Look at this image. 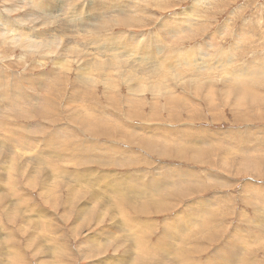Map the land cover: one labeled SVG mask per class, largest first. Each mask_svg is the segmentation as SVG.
<instances>
[{
    "label": "rangeland",
    "instance_id": "rangeland-1",
    "mask_svg": "<svg viewBox=\"0 0 264 264\" xmlns=\"http://www.w3.org/2000/svg\"><path fill=\"white\" fill-rule=\"evenodd\" d=\"M34 1L0 0V33L3 34H0V123L3 121L2 125L4 126H0V146L1 148H4L5 145L9 147L6 146V153L4 154L0 151L2 154H0V190L2 193L0 198L2 196L7 198L6 202L0 200V264H46V262L47 264H131L137 260L139 262L136 264H185V258L191 264H264V243L261 245L264 242V0H146L141 4L140 13L138 12L140 19L136 20L130 28L124 25L122 28V25L116 23L114 27H106L108 31L106 28L96 31L103 19L107 18L100 3L102 1L107 2L112 12L120 14L127 9L130 0H36L47 4L46 8L35 7L32 5ZM136 2L134 0L131 3L130 9ZM48 6L50 7L48 8ZM22 12L25 15L20 18L23 15ZM117 16L118 14L115 17ZM41 19H48L49 24L44 22L45 26L44 24L38 27L32 26L36 24H31L32 21L36 22L35 20H37L39 22ZM9 25L33 36H35L34 34L50 32L49 34L56 37V49L66 46L65 52L68 50L74 52H67L64 56H58L53 53L50 44L45 47L43 51L45 56L43 57L37 50H23L22 47L15 45L16 43L10 40V37L7 40L4 39V36H8L10 33L11 38L14 37V31H10ZM5 27L8 29L5 30ZM153 37L155 38L153 39ZM40 41L42 42V40ZM128 41H130L129 45H127ZM136 41L141 44L139 45ZM104 43L118 45V48L114 47L115 49H113L116 54L111 56L108 50L100 52L98 46ZM158 45L164 47L165 50V55L160 54L159 57H172L170 63L173 65L168 64L167 67L169 68L164 65L160 66L161 68L159 66V68H145L144 65H150L151 59L143 63L144 60L141 55L145 56L144 49L154 47L153 55H150L153 57L158 53ZM139 47H142L140 52ZM200 51L207 55L203 56ZM183 53H191V57L194 55L191 60L188 58L190 62L185 66L186 63L182 60ZM60 57H66V61L69 62L67 69H64V66L60 70L57 69L56 62L60 60ZM117 57L120 60H115ZM121 59L126 60L122 61ZM193 60L194 62H192ZM96 62L100 65L119 63L117 66L120 68L106 71L107 74H112L114 82L112 87L111 85L107 86L110 87L109 89L105 84V87L103 86V77L107 76L105 71L96 70L95 72L92 68L93 64L90 71L86 69L88 64ZM175 66L179 69H175L177 68ZM252 68H255L252 73H242V70ZM258 68L259 70H257ZM238 71L241 72L240 76H236ZM134 72L137 74L143 72L140 81L142 80L145 85H148L138 86V88L136 86L128 87L131 83L127 80ZM145 74L144 78L143 75ZM85 75V80L89 77H91V81L94 78L97 79L96 84L90 85L89 82L91 81H81L80 76ZM161 76H163L161 79L152 81L153 78ZM255 76L258 78L261 76L262 80ZM53 77L57 79V83ZM193 77H197V80L195 81L196 78ZM40 78L43 79L40 80ZM37 81L42 82L41 85ZM42 85L45 86L44 90H47V93L43 90ZM230 85L243 87L242 90L245 93L241 96L243 98L237 100L234 89L228 88ZM36 87L37 89H35ZM58 89L60 92L57 91ZM127 89L128 91L135 89L134 91L138 93L128 92ZM252 92L255 93L254 96ZM21 94L26 98L24 99ZM30 94L32 98L29 96ZM18 96L21 98L19 99ZM67 97L69 98L67 99ZM24 100H27L28 104ZM236 101L240 104L237 105ZM37 103L39 104L37 105ZM31 105L33 109L44 108L46 113L43 115L47 121L35 114H30L29 118L32 120L20 118L21 111L29 110ZM80 108L85 110H80ZM17 110L18 112H16ZM75 113L79 115L77 116ZM90 115L94 118L97 116L101 124L88 120L87 116ZM74 116L77 117L73 119ZM115 121L118 123L115 124ZM65 126H69L68 131L64 129ZM82 129H86V131H81ZM4 131L6 133H2ZM20 136H25L23 139H34L35 143L30 148H27L26 145H16L13 140ZM147 138L152 139L153 146L141 143ZM46 139L52 142L49 141L48 146L45 144ZM71 142L74 147L75 145L79 147L72 148ZM42 146L43 148H41ZM84 146L89 151L87 154L90 155L88 156L92 159L89 163H82L83 158L78 154V152L80 153L78 150L81 148L84 152ZM59 147H65L66 152L71 148L69 150L71 152H67L70 157H65L67 160L61 159V156L59 158V155L56 156ZM53 149L55 152L52 151ZM198 149H203V151L199 153ZM113 152L116 156H113ZM177 152L182 154L179 156ZM36 154L37 157H35ZM49 154L50 161L46 159ZM75 155L78 159L81 157L79 159L81 164ZM99 155H101L102 161L103 158L107 161L106 164L105 162L98 164L99 161H96L95 158ZM120 156L132 158L129 161L121 160L123 164L119 166L117 162L121 159ZM68 158L70 160L75 158V161H70ZM35 159H41L43 163ZM60 160L61 162L65 161L63 163L65 165L67 163L65 168L68 171V168L72 169L75 166L73 169L75 168L76 171L72 170L75 173L84 174L83 179L89 184L83 182L82 187H77L81 184L76 183L78 180L70 177V172H67V175L61 174L60 171L65 172L61 168L64 165ZM74 162L77 163L74 164ZM108 163H110V167L107 165ZM57 170L59 171L57 172ZM8 171L12 176L10 178L4 176ZM54 173L56 175L59 173L58 177ZM128 176L136 177L137 181L134 178L127 180L130 178ZM52 177H56L55 180ZM113 177L116 179L114 180ZM139 177L140 180H138ZM123 180L127 181L124 188H128L126 187L128 184L136 187L134 194L128 190H122L121 194L114 190L113 183L123 182ZM42 183H45L44 186L47 190L49 189L47 194L51 192L50 196L42 191ZM74 184L76 185L75 188H82L83 193L87 191L89 196L82 195L80 190L76 196L70 194L66 185L75 186ZM146 184H148L146 191L150 194H136L137 189L143 191V185ZM63 185L65 186L63 187ZM96 185L104 194L95 189ZM158 188H160L163 197H158L156 194L152 195L158 191ZM13 189L16 191L11 194ZM115 191L116 194L114 193V195L113 192ZM171 191L174 195L168 194ZM94 192L97 194H93ZM57 194L60 195L57 196ZM108 194L114 200L116 199V202H119L120 196L123 197V200L120 201L122 204L118 203L122 209L121 214L117 207L116 209L113 206L108 208L110 204ZM17 195L27 199H22L20 204L11 207L9 204L12 200L18 203L19 197ZM91 196L94 197L91 198ZM95 196L97 199H102L105 196V201L103 200L101 203L97 201V205L94 204L95 209L94 207L91 208L94 209L91 213L92 210H88L90 208L89 202L93 200L95 202L93 199ZM76 198L79 199L76 200ZM113 199H111L112 203ZM153 199L158 203L161 202L159 206L166 205L162 203L165 199L172 201V203H168L165 209H158L151 206L155 202ZM52 200L56 201L53 202ZM208 202H210V206L207 204ZM29 204L33 205L30 206ZM26 206H29V213ZM106 206L107 211L105 210ZM147 206L151 207L147 209ZM211 206H213L212 213H209L208 216L200 210L199 212L202 214L195 211V209H207ZM63 207L66 208L63 209ZM136 208H142L148 213L143 214ZM32 210L34 217L30 214ZM83 210L87 211V215L91 214L88 215L91 219H88L85 212L82 213L84 215L81 218L80 213ZM100 210L101 212H99ZM9 211L16 213L17 216L14 215L13 218H9ZM110 212L112 215L109 214ZM116 212L119 214L117 215ZM85 216L87 217L85 218ZM191 220L200 222V226ZM173 224L175 225L174 228L172 227ZM183 228L187 230V233H182ZM44 230H49L51 233L49 234L48 231L45 232ZM129 232L142 236L140 239L143 240L138 244L146 253L141 256L143 260L136 255L133 248H130L129 253L126 254L129 261H122L123 256L125 257V251L129 249V246H132L134 240H137L129 237ZM52 238L54 241H51ZM109 238L111 239L109 240ZM167 238L171 240H167ZM174 238L176 242L175 240L172 241ZM184 240L185 242H183ZM91 241L97 245H92ZM107 241H109L108 244ZM55 244H57L56 248ZM235 246L237 247L234 251L232 250V254L236 251L239 258L226 257L225 254L229 253L227 250ZM164 247L167 250H164ZM168 247L170 248L168 249ZM174 247L183 250L182 254L184 253L185 257L181 254L182 259L177 260L171 251ZM162 248H164V252ZM176 248L174 251L177 250ZM52 253L53 256H51ZM152 254L155 256L151 257Z\"/></svg>",
    "mask_w": 264,
    "mask_h": 264
},
{
    "label": "bare ground",
    "instance_id": "bare-ground-1",
    "mask_svg": "<svg viewBox=\"0 0 264 264\" xmlns=\"http://www.w3.org/2000/svg\"><path fill=\"white\" fill-rule=\"evenodd\" d=\"M11 1H13V0H11ZM32 1V0H31ZM125 1H128V0H125ZM134 0H130L129 2H128V7H127V9L125 10V11H123V13H115V12H112V9L110 8V7H108V3L107 2H104V1H102L101 3H100V6H102V9H104L105 10V12H106V14L105 15H107V18L106 19H103V21H102V23L97 27V30L96 31H98L99 29H104V28H106V27H114V25L116 24V23H118V25H122V28H123V25L124 26H129V27H127V28H130L131 26H132V24L136 21V20H139L140 19V17H139V15H138V12L140 13V9H141V4H143V2L145 1L146 2V0H136L137 2L135 3V5L133 6V8L132 9H130L131 8V3L133 2ZM138 1H139V4H138ZM53 2V1H52ZM4 3V2H3ZM50 3V2H49ZM55 3V2H54ZM122 3H125V2H122ZM10 4V3H9ZM32 5H34L35 7H38V8H46V5L47 4H43V3H40V2H38V1H34V4H32ZM118 6H120V5H118ZM20 7V6H19ZM50 6H48V8H49ZM97 7V6H96ZM99 8H101V7H99ZM15 9V8H14ZM20 9V8H19ZM12 10V9H11ZM23 10V9H22ZM95 10V9H94ZM104 10H102V11H104ZM25 11V10H24ZM28 11V10H27ZM26 11V12H27ZM31 11V10H30ZM100 12H101V9L99 10ZM119 11H120V9H119ZM129 11H131V12H133V13H131V12H129ZM12 13V12H11ZM23 13V15H21V17L20 18H23L22 16H24L25 14H24V12H22ZM92 13V12H91ZM62 14V13H61ZM118 14V16L117 17H115L116 15ZM131 14V15H130ZM31 15V14H30ZM40 15V14H39ZM87 15V14H86ZM120 15V16H119ZM184 15V14H183ZM1 16V15H0ZM32 16V15H31ZM175 16H177V15H175ZM28 17V16H27ZM41 17V16H40ZM120 17V18H119ZM29 18V17H28ZM31 18V17H30ZM43 18V17H42ZM46 18V17H45ZM48 18V17H47ZM113 18H115V20H113ZM118 18V19H117ZM2 19V18H1ZM36 19V18H35ZM49 19V18H48ZM47 19V20H48ZM56 19V18H55ZM191 19V18H190ZM32 20H34L33 18H32ZM31 20V21H32ZM46 20V19H45ZM43 20V19H41L39 22H37V20H35L36 22H34V21H32V23L31 24H34V23H36L35 25H32L33 27H38V26H41V25H43L44 24V26L46 25V24H49V22L46 20ZM169 20H171V19H169ZM175 20V19H174ZM183 20V19H182ZM185 20V19H184ZM29 21H30V19H29ZM50 21V20H49ZM165 21V20H164ZM177 21H178V19H177ZM11 22V21H10ZM14 22V21H13ZM44 22H47L46 24L44 23ZM84 22V21H83ZM166 22V21H165ZM188 22V21H187ZM178 23V22H177ZM4 24V23H3ZM9 24V23H8ZM7 24V25H8ZM11 24V23H10ZM16 25H17V23H15ZM51 24V23H50ZM162 24V23H161ZM174 24V23H173ZM181 24V23H180ZM190 24V23H189ZM192 24V23H191ZM88 25V24H87ZM14 26V25H13ZM19 26V25H18ZM48 26V25H47ZM167 26V25H166ZM182 26H183V24H182ZM9 28H10V31H14L13 33H14V37H12L11 38V36H10V34H8V36L7 35H5L4 36V39L5 40H7V38L8 37H10V40H12L14 43H16L15 45H18V46H20V47H22L23 48V50H26V51H31V50H37V52H39L40 53V56H45V54L43 53V51H44V49H45V47L48 45V44H50V46L52 47V49H53V53H56L58 56H64V55H66V53L67 52H74V51H70V50H68L67 52H65V48H66V46H63V47H60V48H58V49H56V37L55 36H53V35H51V34H49V33H41V34H34L35 36H33V35H29V34H27L25 31H23V30H21V29H17V27L16 28H13L12 26H8ZM8 27H5V30L6 29H8ZM160 27V26H159ZM162 27V26H161ZM160 27V28H161ZM116 28V27H115ZM120 28H121V26H120ZM134 28V27H133ZM132 28V29H133ZM164 28V27H163ZM25 29V28H24ZM38 29V28H37ZM112 29H114V28H112ZM171 29V28H170ZM27 30V29H26ZM28 30H30V29H28ZM35 30V29H34ZM74 30V29H73ZM106 30H107V28H106ZM134 30H135V28H134ZM104 31V30H103ZM108 31V30H107ZM110 31V30H109ZM163 31V30H162ZM167 31V30H166ZM32 32V31H31ZM47 32V31H46ZM91 32V31H90ZM101 32V31H100ZM168 32V31H167ZM172 32V31H171ZM170 32V33H171ZM175 32V31H174ZM12 33V34H13ZM86 33V32H85ZM89 33V32H88ZM1 34V33H0ZM1 35H3V34H1ZM59 35V34H58ZM173 35H175V34H173ZM75 36V35H74ZM80 36V35H79ZM81 36H82V34H81ZM1 37H3V36H1ZM51 37V38H50ZM53 37V38H52ZM122 37V36H121ZM155 37H153V39H154ZM2 39V38H1ZM142 39H143V37H142ZM162 39V38H161ZM40 40H42V42L40 41ZM80 40V39H79ZM97 40V39H96ZM156 40V39H155ZM74 41V40H73ZM98 42H99V40H97ZM130 41H131V39H130ZM130 41H128L127 42V45H129V43H130ZM250 41V40H249ZM3 42H5V41H3ZM12 42V43H13ZM141 42V41H140ZM151 42V41H150ZM153 42H155V41H153ZM152 42V43H153ZM159 42V41H158ZM164 42V41H163ZM162 42V43H163ZM68 43V42H67ZM72 43V42H71ZM78 43V42H77ZM91 43H92V40H91ZM100 43V42H99ZM136 43H138L137 41H136ZM144 43V42H143ZM160 43V42H159ZM9 44V43H8ZM69 44H70V42H69ZM79 44V43H78ZM121 44V43H120ZM125 44H126V42H125ZM139 44V43H138ZM141 44V43H140ZM139 44V45H140ZM213 44V43H212ZM81 45V44H80ZM79 45V46H80ZM90 45V44H89ZM123 45V44H122ZM135 45H137V44H135ZM138 45V46H139ZM211 45V44H210ZM165 46V45H164ZM213 46V45H212ZM263 46V45H262ZM72 47H73V45H72ZM118 48V45H116V44H113V43H104V44H102V45H99L98 46V49L100 50V52H102V50H108L109 52H110V54H111V56L112 55H114V54H116V52L115 51H113V49H115V48ZM134 47V46H133ZM150 47V46H149ZM159 47V48H158ZM158 53H157V55H155V56H153V57H150V55H153L152 53L154 52V47H150L149 49L148 48H145L144 49V54H145V56L144 55H141V58L144 60L143 61V63L145 62H147L149 59H151V62H150V65L148 64V65H144L145 66V68L147 67V68H149V67H154V68H159L160 66H165V67H167V65L169 64L170 66L171 65H173V64H171L170 63V58H172V57H170V58H160L159 56H160V54H163V55H165V50H164V47H162L161 45H158ZM208 48V46H205V48ZM210 47V46H209ZM91 48V47H90ZM95 48V47H94ZM136 48V47H135ZM68 49H70V48H68ZM80 49V48H79ZM138 49V48H137ZM204 49V48H203ZM202 49V50H203ZM82 50V49H81ZM81 50H79V51H81ZM90 50V49H89ZM96 50V49H95ZM127 50H128V48H127ZM139 52L142 50V47H139ZM195 50H197V49H195ZM33 51L31 52V54L33 53ZM129 51V50H128ZM128 51H126V52H128ZM204 51V50H203ZM264 51V50H263ZM99 52V51H98ZM193 52H195V51H193ZM192 52V53H193ZM21 53V52H20ZM30 53V52H29ZM199 53V52H198ZM200 53L201 54H203V56L204 55H207L206 53H204V52H201L200 51ZM223 53V52H222ZM109 54V53H108ZM124 54H125V51H124ZM179 54V53H178ZM37 55V54H36ZM149 55V56H148ZM78 56V55H77ZM182 56H183V62L184 63H186V64H184V66L185 65H187V63H189L190 62V60H191V58L194 56H192L191 57V53H183L182 54ZM20 57V56H19ZM159 57V58H158ZM196 57H198L197 55H196ZM202 57V56H201ZM235 57V56H234ZM66 58V57H65ZM65 58H63V57H60V60L59 61H57L56 63H57V66L56 67H58L57 69L58 70H60V68L62 67V66H64V69H67V67L69 66V62L68 61H66V59ZM188 58H190V60H188ZM195 58V57H194ZM28 59V58H27ZM118 59L120 60V58L119 57H117L115 60H117L118 61ZM124 59V58H123ZM181 59V58H180ZM199 59H200V57H199ZM26 60V59H25ZM122 60V59H121ZM126 60V59H125ZM125 60H122V61H125ZM139 60V59H138ZM182 60H180V61H182ZM141 61V60H140ZM197 61H199V60H197ZM164 62H168V63H164ZM192 62H194V60L192 61ZM20 63V62H19ZM138 63V62H137ZM140 63V62H139ZM93 64V65H92ZM119 63L117 62V63H109V64H107V65H100L98 62H96V63H90V64H88V66H87V68L86 69H88L89 71H90V67H91V65H92V68L95 70V72H96V70H98V71H105V74H107L106 73V71L107 70H111V69H116V68H120L119 66H117ZM127 64V63H126ZM131 64V63H130ZM176 64V63H175ZM227 65V64H226ZM142 66V65H141ZM159 66V67H158ZM179 66V65H178ZM204 66V65H203ZM254 66V65H253ZM6 67V66H5ZM143 67V66H142ZM175 67H177V66H175ZM181 67V66H180ZM205 67V66H204ZM227 67V66H226ZM250 67V66H249ZM1 68V67H0ZM132 68V67H131ZM153 68V69H154ZM161 68V67H160ZM164 68V67H163ZM167 68H169V67H167ZM171 68V67H170ZM185 68V67H184ZM201 68V67H200ZM203 68V67H202ZM201 68V69H202ZM152 69V70H153ZM165 69V68H164ZM175 69H179L178 67L177 68H175ZM244 69V68H243ZM247 69V68H246ZM255 68H252V69H248V70H242V73L243 74H248V73H252L253 71H255L254 70ZM1 70V69H0ZM63 70V69H62ZM138 70V69H137ZM167 70V69H166ZM257 70H259V68L257 69ZM54 71V70H53ZM67 71V70H66ZM129 71V70H128ZM151 71V70H150ZM51 72V71H50ZM144 72V71H143ZM142 72V73H143ZM149 72V71H148ZM147 72V73H148ZM168 72V71H167ZM174 72V71H173ZM208 72V71H207ZM11 73V72H10ZM55 73H58L57 71H55ZM92 73H94V72H92ZM102 73V72H101ZM122 73H124V72H122ZM142 73L141 72H138V74L137 73H133V75L130 77V78H128V82L129 83H131V84H129V86L128 87H137L138 88V86H142L143 87V85H145L144 84V81H140V79H141V75H142ZM174 73H176V72H174ZM52 74V73H51ZM65 74V73H64ZM100 74V73H99ZM168 74H169V72H168ZM173 74V73H172ZM181 74V73H180ZM229 74V73H228ZM241 75V72H237V74H236V76L237 75ZM259 74H260V72H259ZM56 75H58V74H56ZM60 75V74H59ZM91 75H93V74H91ZM90 75V76H91ZM112 74H107V76H105V77H107V78H105V77H103L104 79H103V86H104V84L106 85V87L107 86H110L111 85V87H112V84L114 83L113 82V78H112V76H111ZM148 75V74H147ZM149 75H150V72H149ZM239 75V76H240ZM253 75V74H252ZM39 76V75H38ZM88 76V75H87ZM145 76H146V74L145 75H143V77L145 78ZM174 76H175V74H174ZM229 76V75H228ZM35 77H37V76H35ZM85 77H86V75L85 76H83V77H81L80 76V78H82V79H80L81 81H83V82H85V81H91V77H87L88 79L87 80H85ZM95 77V76H94ZM163 76H161V77H159V78H149V79H152V81H156V80H158V79H161ZM168 77V76H167ZM235 77V76H234ZM247 77V76H246ZM255 77H257V76H255ZM261 77V76H260ZM259 77V78H260ZM264 77V76H263ZM21 78V77H20ZM25 78V77H24ZM49 78V77H48ZM54 78V77H53ZM59 78V77H58ZM194 79H195V81L197 80V77H193ZM227 78H229V77H227ZM258 78V77H257ZM258 78V79H259ZM41 79H43V78H40V80ZM55 79V82L57 83V79L56 78H54ZM60 79H61V77H60ZM59 79V80H60ZM93 79V78H92ZM99 79V78H98ZM119 79H121V78H119ZM224 79V78H223ZM39 80V79H38ZM61 80H63V79H61ZM146 80V79H145ZM236 80V79H235ZM257 80V79H256ZM260 80H262L261 78H260ZM264 80V79H263ZM42 81H44V80H42ZM151 81V80H150ZM231 81V80H230ZM33 82V81H32ZM31 82V83H32ZM36 82V81H35ZM37 82H39V81H37ZM46 82H47V80H46ZM60 82V81H59ZM62 82V81H61ZM79 82V81H78ZM95 82H97V79H93L91 82H89V84L90 85H94V84H96ZM101 82H102V79H101ZM159 82V81H158ZM232 82H234V81H232ZM236 82V81H235ZM14 83V82H13ZM30 83V84H31ZM40 83V82H39ZM42 83V82H41ZM41 83H40V85H41ZM125 83V82H124ZM237 83V82H236ZM35 84V83H34ZM53 84V83H52ZM84 84V83H83ZM126 84V83H125ZM151 84V83H150ZM154 84V83H153ZM263 84V83H262ZM43 85H45V84H43ZM42 85V86H43ZM47 85V84H46ZM124 85V84H123ZM148 85V84H147ZM147 85H145V86H147ZM152 85V84H151ZM154 85H156V84H154ZM28 86V85H27ZM36 86V85H35ZM117 86V85H116ZM158 86V85H157ZM2 87V86H1ZM6 87V86H5ZM33 87V86H32ZM44 87L45 86H43V90H44ZM47 87V86H46ZM57 87H59V86H57ZM105 87V86H104ZM103 87V88H104ZM26 88V87H25ZM31 88V87H30ZM61 88V87H60ZM108 89L110 88V87H107ZM155 88V87H154ZM158 88V87H157ZM161 88V87H160ZM228 88H231V89H234V91L236 92V99L237 100H239L240 98H243V97H241V96H243L245 93L243 92L244 90H242L243 89V87H241V86H239L238 87V85H235V86H233V85H230ZM13 89V88H12ZM23 89V88H22ZM26 89H28V88H26ZM35 89H37V87L35 88ZM56 89V88H55ZM108 89H106V90H108ZM131 89V88H130ZM129 89V91L130 92H134V94H135V92L136 91H131ZM248 89V88H247ZM32 90H33V88H32ZM42 89H41V91H43ZM147 90V89H146ZM27 91V90H26ZM29 91V90H28ZM45 91V93H47V90H44ZM55 91V90H54ZM57 91H59V89L57 90ZM110 91V90H109ZM127 91H128V89H127ZM128 91V92H129ZM149 91V90H148ZM246 91H248V90H246ZM60 92V91H59ZM58 92V93H59ZM150 92V91H149ZM154 92V91H153ZM167 92V91H166ZM29 93H31L30 91H29ZM33 93H35V92H33ZM42 93V92H41ZM40 93V94H41ZM104 93V92H103ZM136 93H138V92H136ZM249 93H250V91H249ZM249 93H247V94H249ZM0 94H1V92H0ZM25 94H26V92H25ZM27 94H28V92H27ZM32 94V93H31ZM31 94L29 95L31 98H32V96H31ZM87 94V93H86ZM109 94V93H108ZM130 94H132V93H130ZM140 94V93H139ZM150 94V93H149ZM154 94V93H153ZM246 94V95H247ZM253 94H255V93H253L252 92V95ZM6 95V94H5ZM5 95H2V96H5ZM17 95V94H16ZM22 95V94H21ZM38 95V94H37ZM59 95V94H58ZM156 95V94H155ZM169 95H171V94H169ZM8 96V95H7ZM14 96V95H13ZM23 96V95H22ZM28 96V97H29ZM41 96V95H40ZM108 96V95H107ZM154 96V95H153ZM173 96V95H172ZM171 96V97H172ZM254 96V95H253ZM38 97V96H37ZM42 97V96H41ZM40 97V98H41ZM168 97V96H167ZM9 98V97H8ZM18 98H19V96H18ZM21 98V97H20ZM19 98V99H20ZM23 98H24V96H23ZM26 98V97H25ZM24 98V99H25ZM34 98H35V96H34ZM59 98V97H58ZM69 97H67V99H68ZM153 98V97H152ZM169 98H170V96H169ZM3 99V98H2ZM6 99V98H5ZM71 99V98H70ZM109 99V98H108ZM129 99V98H128ZM4 100V99H3ZM14 100H16L15 98H14ZM34 100V99H33ZM35 100H36V98H35ZM34 100V101H35ZM40 100V99H39ZM44 100V99H43ZM167 100V99H166ZM9 101V100H8ZM25 101V103H27V100H24ZM30 100L28 99V102H29ZM38 101V100H37ZM62 101V100H61ZM68 101V100H67ZM77 101V100H76ZM75 101V102H76ZM79 101V100H78ZM77 101V102H78ZM6 103H7V101H5ZM10 102H12V101H10ZM21 102H22V100H21ZM40 102V101H39ZM71 102V101H70ZM151 102H152V100H151ZM237 102V101H236ZM2 103H3V101H2ZM73 103H74V101H73ZM4 104V103H3ZM14 104V103H13ZM20 104V103H19ZM28 104V103H27ZM39 103H37V105H38ZM42 104V103H41ZM67 104V103H66ZM71 104V103H70ZM240 103H238L237 102V105H239ZM9 105H11V104H9ZM18 105V104H17ZM16 105V106H17ZM23 104H21V106H22ZM25 105V104H24ZM33 106H34V103L32 104ZM32 105L28 108L29 110H23V111H21V117L20 118H24V119H29V120H32L31 118H29L30 117V114H35V115H40V118L41 119H43L44 121H47V118L43 115V114H45L46 113V110L44 109V108H41V109H33L32 108ZM44 105H46V104H44ZM108 105V104H107ZM127 105V104H126ZM20 106V105H19ZM41 106V105H40ZM43 106V105H42ZM116 106V105H115ZM152 106V105H151ZM4 107V106H3ZM5 107H6V105H5ZM14 107V106H13ZM23 107V106H22ZM48 107V106H47ZM46 107V108H47ZM69 107V106H68ZM67 107V108H68ZM70 107H71V105H70ZM74 107V106H73ZM153 107V106H152ZM19 108H21V107H19ZM25 108H27L26 107V105H25ZM76 108H77V106H76ZM3 109V108H2ZM12 109V108H11ZM17 109V108H16ZM48 109V108H47ZM72 109V108H71ZM5 110V109H4ZM21 110H22V108H21ZM32 110V111H31ZM70 110V109H69ZM77 110V109H76ZM80 110H83V109H81L80 108ZM85 110V109H84ZM83 110V111H84ZM92 110V109H91ZM94 110V109H93ZM92 110V111H93ZM1 112V111H0ZM14 112V111H13ZM16 112H18V110L16 111ZM70 112H72L71 110H70ZM70 112H68V113H70ZM77 112H79V111H77ZM67 113V112H66ZM97 113V112H96ZM102 113V112H101ZM17 114V113H16ZM76 115H77V113H75ZM70 115V114H69ZM74 115V114H73ZM79 115V114H78ZM77 115V116H78ZM100 115V114H99ZM129 115V114H128ZM4 116V115H3ZM12 116V115H11ZM14 116V115H13ZM72 116V115H71ZM70 116V118H72ZM77 116H74L73 117V119H75V117H77ZM103 116H104V113H103ZM10 117V116H9ZM82 117V116H81ZM86 117V116H85ZM110 117V116H109ZM127 117V116H126ZM8 118V117H7ZM13 118V117H12ZM11 118V119H12ZM128 118V117H127ZM50 119V118H49ZM54 119V118H53ZM78 119H79V117H78ZM77 119V120H78ZM87 119L88 120H91L93 123H97V124H101L100 123V121H99V119L97 118V116H95V118L94 117H91V115L90 116H87ZM114 119H116L115 117H114ZM2 120V119H1ZM42 120V121H43ZM81 120V119H80ZM86 120V119H85ZM84 120V121H85ZM118 120V119H117ZM9 121V120H8ZM82 121V120H81ZM3 122V121H2ZM2 122L0 123V126H2V127H4L3 125H2ZM116 122L118 123V121H115V124H116ZM123 122V121H122ZM133 122V121H132ZM70 123V122H69ZM108 123V122H107ZM110 123V122H109ZM66 124V123H65ZM84 125H86V123H83ZM69 125V124H68ZM83 125V126H84ZM120 125V124H119ZM71 126V125H70ZM92 126V125H91ZM119 127V126H118ZM125 127V126H124ZM11 128V127H10ZM73 128V127H72ZM75 128V127H74ZM117 128V127H116ZM123 128V127H122ZM3 129V128H2ZM64 129L65 130H69V126H65L64 127ZM126 129V128H125ZM127 129H129V128H127ZM132 129V128H131ZM5 130V129H4ZM7 130V129H6ZM77 130H78V128H77ZM120 130V129H119ZM1 131V130H0ZM55 131V130H54ZM81 131H86V129H82ZM135 131V130H134ZM1 133V132H0ZM2 133H6V131H4V132H2ZM87 133V132H86ZM85 133V134H86ZM100 133V132H99ZM120 134V133H119ZM129 134V133H128ZM146 134V133H145ZM1 135V134H0ZM83 135V134H82ZM84 136V135H83ZM93 136V135H92ZM39 137V136H38ZM90 137V136H89ZM162 137V136H161ZM23 138H25V136H20V137H17V138H15L13 141L14 142H16V145H26L27 146V148H30V146L31 145H33V143H35L34 142V139H30V138H28V139H23ZM95 138V137H94ZM156 138V137H155ZM159 138V137H158ZM164 139V138H163ZM47 140V139H46ZM87 140V139H86ZM91 140V139H90ZM93 140V139H92ZM0 141H1V139H0ZM50 141V140H49ZM49 141L47 140L46 142H45V144L47 145L48 143H49ZM53 141V140H52ZM82 141V140H81ZM89 141V140H88ZM95 141V140H94ZM116 141V140H115ZM127 141V140H126ZM51 142V141H50ZM73 142H76V141H73ZM79 142V141H78ZM84 142H85V140H84ZM96 142V141H95ZM120 142V141H119ZM152 142V139L151 138H147L146 139V141H141V143L142 144H146V145H149V146H153V143H151ZM167 142V141H166ZM250 142H252V141H250ZM52 143V142H51ZM50 143V144H51ZM60 143V142H59ZM112 143H113V141H112ZM198 143V142H197ZM196 143V144H197ZM208 143V142H207ZM206 143V144H207ZM13 144V143H12ZM55 144V143H54ZM56 144H58L57 142H56ZM70 144V143H69ZM80 144V143H79ZM117 144H119L118 142H117ZM206 144H204V145H206ZM0 145H1V142H0ZM62 145V144H61ZM66 145V144H65ZM71 145H72V142H71ZM81 145H82V143H81ZM89 145V144H88ZM87 145V146H88ZM97 145H98V143H97ZM106 145H108V146H110L109 144H107L106 143ZM155 145H156V142H155ZM160 145V144H159ZM252 145V144H251ZM6 146L7 145H5V147L4 148H1V146H0V151H1V153L2 154H4V153H6L5 152V150H6ZM45 146V145H44ZM48 146V145H47ZM63 146V145H62ZM73 147L72 148H75V147H79V146H76L75 145V147H74V144L72 145ZM202 146V145H201ZM209 146V145H208ZM253 146V145H252ZM8 147V146H7ZM24 147V146H23ZM50 147V146H49ZM56 147V146H55ZM57 147H58V145H57ZM67 147V146H66ZM85 147V146H84ZM88 147H90V145L88 146ZM114 147H116V146H114ZM129 147V146H128ZM250 147V146H249ZM9 148V147H8ZM19 148V147H18ZM36 148V147H35ZM41 148H43V146L41 147ZM40 148V149H41ZM47 148V147H46ZM60 148V147H59ZM70 148V147H69ZM92 148H94L93 146H92ZM110 148V147H109ZM113 148V147H112ZM201 148H203V147H201ZM13 149V148H12ZM48 149V148H47ZM47 149H46V151H47ZM55 149H57V148H55ZM71 149V148H70ZM70 149H68L67 150V152L70 150ZM77 149V148H76ZM79 149V148H78ZM77 149V150H78ZM90 149V148H89ZM105 149V148H104ZM111 149V148H110ZM109 149V150H110ZM114 149V148H113ZM118 149V148H117ZM248 149V148H247ZM36 150H38V149H36ZM36 150H34L35 151V153H36ZM51 150V149H50ZM66 149H65V147H61L59 150H57V152L58 153H56L57 155L56 156H58L59 158H60V156L62 157L61 159H66L65 157H67L68 155H67V152L65 151ZM100 150V149H99ZM103 150V149H102ZM114 150H116V148L114 149ZM169 150V149H168ZM254 150V149H253ZM32 151V150H31ZM42 151V150H41ZM52 151H54V149L52 150ZM51 151V152H52ZM72 151H73V149H72ZM76 151V150H75ZM78 151H80V153L78 152V154H80L81 156H82V158H83V161H81L82 163H89V161H91L92 159H91V157L90 156H88V155H90V154H87L89 151H87V148L85 147V150H84V152L82 151V148H81V150H78ZM95 151H97V150H95ZM94 151V152H95ZM125 151V150H124ZM203 151V149H198V152L199 153H201ZM55 152V151H54ZM54 152H53V154H54ZM69 152H71V151H69ZM101 152V151H100ZM116 152V151H115ZM119 152V151H118ZM157 152V151H156ZM159 152V151H158ZM0 153V154H1ZM41 153V152H40ZM47 153V152H46ZM45 153V154H46ZM105 153V152H104ZM109 153V152H108ZM161 153V152H160ZM1 154V155H2ZM9 154V153H8ZM42 154V153H41ZM44 154V153H43ZM50 154H52V153H50ZM50 154H49V158L47 157V155H45V157H47L46 159H48L49 161H50ZM76 154V153H75ZM92 154V153H91ZM97 154H99V153H97ZM97 154H95V155H97ZM107 154V153H106ZM133 154H135V153H133ZM164 154V153H163ZM177 154L180 156V154H182L181 152H177ZM191 154V153H190ZM102 155V154H101ZM101 155H99L97 158H95L96 159V161H99L98 162V164L100 163V162H105V164L107 163V161L106 160H104V158H103V161L101 160ZM111 155V154H110ZM116 156V154L113 152V156ZM167 155V154H166ZM193 155H195V154H193ZM10 156V155H9ZM34 156V155H33ZM32 156V157H33ZM42 156V155H41ZM40 156V157H41ZM54 156H55V154H54ZM77 156H79V155H77ZM118 156V155H117ZM136 156V155H135ZM35 157H37V154H36V156ZM38 157H39V155H38ZM68 157H70V156H68ZM192 157V156H191ZM42 158V157H41ZM58 158V159H59ZM73 158V157H72ZM72 158H71V160H72ZM75 158H77L76 157V155H75ZM74 158V159H75ZM81 157H79V159H80ZM92 158H94V157H92ZM116 158V157H115ZM121 158V159H120ZM120 160H119V162H117V164L119 165V166H121L122 164H123V161H121V160H126V161H129V160H131V158L130 157H121L120 156ZM73 159V160H74ZM78 159V158H77ZM78 159V161H79V164H81L80 163V160ZM113 159V158H112ZM34 160V159H33ZM36 161H41V159H35ZM55 160H57V159H55ZM67 160V159H66ZM68 160H70V158H68ZM70 160V161H71ZM72 160V161H73ZM108 160V159H107ZM114 160V159H113ZM10 161V160H9ZM46 160L44 159V162H45ZM75 161V160H74ZM94 161V160H93ZM109 162L111 161V160H108ZM42 162V161H41ZM60 162H61V160H60ZM65 162V161H64ZM64 162H61L62 164L64 163ZM112 162V161H111ZM27 163H28V161H27ZM43 163V162H42ZM46 163V162H45ZM50 163V162H49ZM73 163V162H72ZM75 163H77V162H74V164ZM93 163V162H92ZM101 163V164H102ZM2 164V163H1ZM40 164V163H39ZM110 163H108L107 165H109ZM7 165V164H6ZM46 165H47V163H46ZM64 165V167L62 166L61 168L63 169V171L65 172V173H63L62 171H60L61 172V174H63V175H65L67 172H70V177L71 178H73V179H75V180H78V181H76V183H79V184H81V186L80 185H77V187L79 186V187H82V183L83 182H85V179H83V176H84V174H79V172H77V173H75V171H76V169L74 168L73 169V167H75V166H73L72 167V169L73 170H75V171H73L71 168H68L69 169V171L68 170H66V168H65V166L67 165V163H66V165L65 164H63ZM86 165V164H85ZM115 165V164H114ZM11 166H13V165H11ZM36 166V165H35ZM52 166V165H51ZM61 166V165H60ZM70 166V165H69ZM93 166V165H92ZM103 166V165H102ZM28 167V166H27ZM55 167V166H54ZM109 167H110V165H109ZM13 168V167H12ZM56 168V167H55ZM78 168V167H77ZM7 169H8V167H7ZM50 169V168H49ZM80 169V168H79ZM88 170H89V168H87ZM94 169V168H93ZM93 169H92V171H93ZM104 170V169H103ZM59 170H57V172H58ZM77 171H78V169H77ZM80 171V170H79ZM85 171V170H84ZM90 171V170H89ZM97 171V170H96ZM39 172V171H38ZM52 172V171H51ZM83 172V171H82ZM86 172V171H85ZM94 172H95V170H94ZM98 172V171H97ZM96 172V173H97ZM112 172V171H111ZM53 173V172H52ZM89 173V172H88ZM103 173V172H102ZM102 173H100V174H102ZM135 173V172H134ZM55 174V173H54ZM59 174V173H58ZM58 174L56 175L55 174V176H57L58 177ZM94 174V173H93ZM106 174V173H105ZM136 174H138V173H136ZM67 175V174H66ZM89 175H90V173H89ZM108 175V174H107ZM5 177H7V178H10V177H12L11 175H10V173H9V171L8 172H6V174L4 175ZM53 176V175H52ZM85 176H86V174H85ZM100 176V175H99ZM114 176V175H113ZM137 176V175H136ZM43 177V176H42ZM41 177V178H42ZM102 177V176H101ZM103 177H105V176H103ZM128 177H130V178H128L127 180H133V176L131 177V176H128ZM55 178L56 177H52V179L53 180H55ZM86 178H88V177H86ZM92 178H95V177H92ZM100 178V177H99ZM111 178V177H110ZM118 178V177H117ZM3 179V178H2ZM44 179V178H43ZM42 179V180H43ZM46 179H47V177H46ZM59 179V178H58ZM61 179V178H60ZM108 179H109V177H108ZM107 179V180H108ZM113 179H114V177H113ZM116 179V178H115ZM114 179V180H115ZM121 179V178H120ZM136 179V181H137V178L135 177L134 178V180ZM141 178L139 177L138 178V180H140ZM142 179H144V178H142ZM34 180V179H33ZM90 180H91V178H90ZM10 181V180H9ZM60 181V180H59ZM61 181H62V179H61ZM74 181V180H73ZM93 181V180H92ZM99 181V180H98ZM105 181V180H104ZM103 181V182H104ZM6 182H7V180H6ZM48 182V181H47ZM91 182V181H90ZM96 182H97V180H96ZM100 182H101V180H100ZM114 182H116V181H114ZM130 182V181H129ZM1 183H3V182H1ZM5 183V182H4ZM65 183V182H64ZM74 183H75V181H74ZM86 184L88 183V182H85ZM95 183V182H94ZM98 183V182H97ZM102 183V182H101ZM127 183V181H124L123 180V182H118V183H113V186H115L114 188V190H116L117 192H121L122 190H128L129 192H131V193H135V191H136V187L135 186H131V185H129L128 184V186H126V187H128V188H124V185ZM134 183V182H133ZM45 184V183H44ZM44 184L42 183V191L48 196H50L51 195V192L49 193V194H47V192H48V190H47V188H45V186H44ZM49 184H50V182H49ZM53 184V183H52ZM60 184V183H59ZM72 185H73V183H71ZM85 184V185H86ZM89 184V183H88ZM103 184H106V183H103ZM102 184V185H103ZM75 185V184H74ZM92 185V184H91ZM90 185V186H91ZM101 185V184H100ZM137 185V184H136ZM2 186H3V184H2ZM57 186V185H56ZM65 185H63V187H64ZM86 186H89V185H86ZM85 186V187H86ZM93 186V185H92ZM98 185H96L95 186V189L96 190H98V191H100V188H98L97 187ZM103 186H107V185H103ZM110 186H112V185H110ZM139 186V185H138ZM144 187H143V191H138V189H137V192H136V194H140V195H142V194H144V195H149L150 193L149 192H147L146 191V189L148 188V184H146V185H143ZM163 186V185H162ZM47 187V186H46ZM54 187V186H53ZM71 187H73V188H71ZM76 187V185L75 186H70V185H66V189L68 190V192L70 193V194H72L73 196H76V195H78L80 192L82 193V195L84 194V195H88L89 196V194H87V191H86V193H83L82 191H83V189L82 188H75ZM94 187V186H93ZM142 187V186H141ZM166 187V186H165ZM1 188V187H0ZM6 188V187H5ZM84 188V187H83ZM111 188V187H110ZM87 189H88V187H87ZM165 189V188H164ZM166 189H167V187H166ZM14 190V189H13ZM78 190H80V192L78 193ZM90 190V189H89ZM95 190V191H96ZM102 190V189H101ZM140 190V189H139ZM11 191V190H10ZM16 191V189L12 192L11 191V194L12 193H14ZM41 191V190H40ZM56 191V190H55ZM85 191V190H84ZM103 191H104V189H103ZM111 191V193H112V189L110 190ZM116 191L115 192H113V194L115 193L116 194ZM161 190H160V188H158V191H156V192H154L152 195L154 196L155 194H156V196H162V194H161V192H160ZM63 192V191H62ZM106 192V191H105ZM108 192V191H107ZM106 192V193H107ZM123 192V191H122ZM126 192V191H125ZM172 192V191H171ZM168 193L169 195H174V193L172 192V193ZM41 193V192H40ZM100 193H103V192H101L100 191ZM68 194V193H67ZM93 194H97V192L95 193H93ZM104 194V193H103ZM114 194V195H115ZM121 194V193H120ZM125 194V193H124ZM0 195H2V193H1V190H0ZM40 195V194H39ZM46 195H45V197H46ZM58 195H60V194H57V196ZM92 195V194H91ZM101 195V194H100ZM128 195V194H127ZM132 195V194H131ZM167 195V194H166ZM18 196V195H17ZM24 196V195H23ZM42 196V195H41ZM56 196V197H57ZM108 200L110 201V204L108 205V208L109 207H111V206H113V207H115V209H116V207H117V209L119 208V213L121 214V211H122V209H121V207H119L120 205L118 204V203H121L120 201L121 200H123V197L122 196H120L119 198H118V200H119V202L117 201H115L114 199H113V197L111 198V195L110 194H108ZM16 197V196H15ZM19 197V196H18ZM26 197V196H25ZM56 197H55V199H56ZM92 197H94V196H91V198ZM117 197V196H116ZM125 197V196H124ZM157 197V198H158ZM163 197V196H162ZM17 198V197H16ZM41 198V197H40ZM48 198V197H47ZM85 198V197H84ZM104 198H105V196H104ZM104 198H102V199H97V197L95 196V198H93V199H95V202H94V200L92 201V202H89L90 204V208H88V210L89 209H91L92 207H94V204H96L97 205V201H98V203H101V202H103V200L105 201V199ZM107 198V197H106ZM114 198H115V196H114ZM122 198V199H121ZM4 200L5 202H6V200H7V198H5L4 196H2L1 198H0V200ZM15 199V198H14ZM23 199V197H19V200L17 199V201H18V203H16L15 201H11L10 202V206L11 207H15V206H17L18 204H20L21 203V200ZM24 199H27V198H24ZM23 199V200H24ZM71 200H72V198H70ZM77 199H79V198H76V200ZM86 199V198H85ZM111 199H113V203L111 202L112 200ZM125 199V198H124ZM159 199V198H158ZM161 199V198H160ZM22 200V201H23ZM44 201H45V198L43 199ZM89 200H90V198H89ZM154 200V199H153ZM9 201V200H8ZM26 201V200H25ZM24 201V202H25ZM53 201V200H52ZM56 201V200H55ZM55 201H53V202H55ZM84 201H87V200H84ZM115 201V202H114ZM155 201V200H154ZM1 202V201H0ZM23 202V203H24ZM63 202H64V200H63ZM81 202H83V201H81ZM80 202V203H81ZM124 202V201H123ZM9 203V202H8ZM27 203V202H26ZM65 203V202H64ZM162 203H164V204H166V205H163V206H159V205H161V202L159 201V203L158 202H154L151 206H155V207H157L158 209H165L168 205V203H172V201H170V200H163L162 201ZM209 203L210 202H208L207 204L209 205ZM217 203V202H216ZM17 204V205H16ZM108 204V203H107ZM122 204V203H121ZM212 204V203H211ZM24 205V204H23ZM26 205V204H25ZM30 205V204H29ZM31 205H33V204H31ZM30 205V206H31ZM36 205H37V203H36ZM35 205V206H36ZM50 205V204H49ZM82 205V204H81ZM88 205V206H89ZM217 205V204H216ZM264 205V204H263ZM84 206V205H83ZM122 206V205H121ZM151 206H147L146 208L148 209V208H150ZM210 206V205H209ZM214 206V205H213ZM213 206H211V207H209V208H202V209H195V211L196 212H198V214H202V213H200L199 212V210L201 211V212H203L204 214H207V216L208 215H210L209 213H212L211 211H212V208H213ZM218 206H219V204H218ZM254 206V205H253ZM256 206V205H255ZM261 206V205H260ZM7 207V206H6ZM27 207V206H26ZM43 207V206H42ZM85 207H86V205H85ZM155 207H154V209H155ZM25 208V207H24ZM23 208V209H24ZM29 206L27 207V212L29 213ZM36 208V207H35ZM35 208H34V210H35ZM64 208H66V207H63V209ZM80 208H82V207H80ZM80 208H78V210H80ZM97 208V207H96ZM99 208H101V207H99ZM107 208V206H106V208H105V210L106 209H108ZM200 208V207H199ZM262 208V207H261ZM33 209V208H32ZM41 209V208H40ZM84 209V208H83ZM94 209H95V207H94ZM93 209V210H94ZM111 209V208H110ZM139 212H142L143 214H147L148 212L147 211H145V210H143L142 208L141 209H139V208H136ZM209 209H211L210 211H209ZM216 209H218L217 207H216ZM216 209H213V210H216ZM259 209V208H258ZM263 209V208H262ZM25 210V209H24ZM39 210V209H38ZM76 210H77V207H76ZM85 210V209H84ZM83 210V212H81V211H79V212H81L80 213V215H81V218H82V216L84 215V214H82V213H84L85 211ZM92 210V209H91ZM90 210V211H91ZM93 210H92V212L91 213H93ZM104 210V209H103ZM104 210V211H105ZM112 210H114V209H112ZM127 210V209H126ZM189 210H191V209H189ZM264 210V209H263ZM262 210V211H263ZM40 211V210H39ZM43 211V210H42ZM48 211V210H47ZM64 211V210H63ZM66 211H67V209H66ZM66 211H65V213H66ZM107 211V210H106ZM24 212V211H23ZM22 212V213H23ZM69 212V211H68ZM87 212V211H86ZM86 212H85V214H86ZM99 212H101V210L99 211ZM103 212V211H102ZM130 212V211H129ZM128 212V213H129ZM214 212V211H213ZM259 213H261L260 211H258ZM9 214H10V217L9 218H13V216L14 215H16V213L14 214L12 211H9L8 212ZM25 213V212H24ZM33 213V210L31 211V213L30 214H32ZM38 213V212H37ZM45 213H47V212H45ZM78 213V212H77ZM88 213H90V212H88ZM104 213V212H103ZM107 213V212H106ZM115 213V212H114ZM117 213V212H116ZM119 213H117V215L119 214ZM191 213V212H190ZM34 214V213H33ZM32 214V216L34 217V215ZM36 214V213H35ZM67 214V213H66ZM100 214V213H99ZM109 214H111V212L109 213ZM108 214V215H109ZM123 214H126V213H123ZM192 214V213H191ZM263 214V213H262ZM26 215H27V213H26ZM42 215V214H41ZM87 215V214H86ZM88 215H91V214H88ZM87 215V216H88ZM112 215V214H111ZM260 215V214H259ZM258 215V216H259ZM264 215V214H263ZM17 216V215H16ZM20 216V215H19ZM39 216V215H38ZM44 216V215H43ZM46 216H48V215H46ZM77 216H78V214H77ZM87 216H85V218L87 217ZM97 216V215H96ZM99 217H100V215H98ZM113 216H114V214H113ZM115 216H116V214H115ZM122 216V215H121ZM126 216H128V215H126ZM125 216V217H126ZM262 216V215H261ZM260 216V217H261ZM45 217V216H44ZM44 217H42L43 218V220H45L44 219ZM49 217V216H48ZM63 217H65V216H63ZM130 217V216H129ZM193 217V216H192ZM24 218V217H23ZM39 219H40V216L38 217ZM189 218V217H188ZM203 218H205V217H203ZM249 218V217H248ZM251 218H253V217H251ZM251 218H250V220H251ZM255 218V217H254ZM25 219H27V218H25ZM38 219V220H39ZM88 219H91V218H89V216H88ZM192 219V218H191ZM27 220H29V219H27ZM41 220V219H40ZM48 220H49V218H48ZM52 220V219H51ZM60 220V219H59ZM85 220H87V219H85ZM84 220V221H85ZM115 220V218L113 219V221ZM128 220V219H127ZM253 220V219H252ZM255 220V219H254ZM263 220V219H262ZM53 221V220H52ZM122 221V220H121ZM176 221H179V220H176ZM184 221V220H183ZM190 221V220H189ZM54 222H55V220H54ZM61 222V221H60ZM112 222V221H111ZM186 222V221H185ZM191 222H193L194 224H197L198 226H200L199 225V223L200 222H197V221H192L191 220ZM56 223V222H55ZM87 223H88V221H87ZM115 223V222H114ZM118 223V222H117ZM120 223V222H119ZM188 223V222H187ZM204 223V222H203ZM264 223V222H263ZM56 224H58V223H56ZM89 224V223H88ZM87 224V225H88ZM116 224V223H115ZM115 224H114V226H115ZM185 224V223H184ZM205 224H208V223H205ZM259 224H260V222H259ZM59 225V224H58ZM123 225V224H122ZM127 225V224H126ZM178 225H179V222H178ZM201 225H202V223H201ZM21 226V225H20ZM55 226H57V225H55ZM185 226V225H184ZM187 226H188V224H187ZM124 227H125V223H124ZM127 227V226H126ZM172 227L174 228L175 227V225L173 224L172 225ZM128 228V227H127ZM178 228H179V226H178ZM48 229V228H47ZM120 229H122V228H120ZM129 229V228H128ZM172 229V228H171ZM238 229V228H237ZM263 229H264V227H263ZM113 230V229H112ZM127 230V229H126ZM191 230V229H190ZM45 231V230H44ZM48 232H49V234L51 233L49 230H47ZM47 231H45V232H47ZM177 231V230H176ZM182 231V233L184 232V233H187V230H184V228H183V230H181ZM238 231V230H237ZM241 231V230H240ZM242 231H243V229H242ZM241 231V232H242ZM107 232H109V231H107ZM107 232H105V233H107ZM113 232V231H112ZM195 232V231H194ZM239 232V231H238ZM240 232V233H241ZM1 233V232H0ZM100 233V232H99ZM102 233V232H101ZM173 233H177V232H173ZM183 233V234H184ZM242 233H244V232H242ZM111 234V233H110ZM129 234H130V236L129 237H133V238H135V239H137V240H134V242L132 243V246H129V249H127L126 251H125V257L123 256V258H122V261L123 262H125V261H129V259L128 258H126V254H128L129 252L128 251H130V248H133V250H134V252L136 253V255H138V256H140V258H141V260H143L142 259V255L144 256L146 253H144L143 252V249H141V245H139L138 243L141 241V240H143V239H140L142 236L141 235H136V234H134V233H132V232H129ZM166 234V233H165ZM195 234H197V233H195ZM4 235V234H3ZM99 235V234H98ZM167 235V234H166ZM190 235V234H189ZM236 235V234H235ZM235 235H234V238H235ZM241 235V234H240ZM239 235V236H240ZM244 235V234H243ZM49 236V235H48ZM89 236V235H88ZM96 236V235H95ZM102 236H103V233H102ZM171 236V235H170ZM174 236V235H173ZM172 236V237H173ZM209 236V235H208ZM207 236V237H208ZM232 236V235H231ZM237 236H238V234H237ZM101 237V236H100ZM107 237V236H106ZM111 237V236H110ZM175 237V236H174ZM254 237V236H253ZM3 238V237H2ZM85 238V237H84ZM90 238H91V236H90ZM94 238H96V237H94ZM108 238V237H107ZM206 238V237H205ZM232 238V237H231ZM243 238V237H242ZM245 238H246V236H245ZM44 239V238H43ZM54 238H52V240L51 241H54L53 240ZM61 239V238H60ZM60 239H58V240H60ZM88 239V238H87ZM93 239V238H92ZM99 239V238H98ZM111 238H109V240H110ZM207 240H209L208 238H206ZM247 239V238H246ZM40 240V239H39ZM89 240H91V239H89ZM97 240V239H96ZM105 240V239H104ZM103 240V241H104ZM167 240H171V239H168L167 238ZM175 240V242H176V239L174 238L172 241H174ZM243 240V239H242ZM249 240V239H248ZM3 241V240H2ZM32 241V240H31ZM95 241V240H94ZM98 241H100V240H98ZM97 241V243H99ZM102 241V240H101ZM187 241V240H186ZM254 241V240H253ZM260 241L262 242V239L260 238ZM263 241H264V239H263ZM50 242V241H49ZM59 242V241H58ZM61 242V241H60ZM86 242H88V241H86ZM96 242V241H95ZM108 242L109 241H107V244H108ZM183 242H185V240L183 241ZM235 242V241H234ZM51 243V242H50ZM91 243H92V241H91ZM102 243H104V242H102ZM161 243H162V241H161ZM166 243V242H165ZM168 243H171V242H168ZM233 243V242H232ZM264 242H262L261 243V245L263 244ZM141 244V243H140ZM153 244V243H152ZM179 244V243H178ZM177 244V245H178ZM181 244V243H180ZM179 244V245H180ZM242 244V243H241ZM255 244V243H254ZM51 245H53V243H51ZM56 245L57 244H55V248H56ZM92 245H95V244H93L92 243ZM97 245V244H96ZM95 245V246H96ZM101 245V244H100ZM172 245H174L173 243H172ZM189 245V244H188ZM264 245V244H263ZM105 246V245H104ZM232 246V245H231ZM93 247V246H92ZM106 247V246H105ZM160 247V246H159ZM179 247V246H178ZM228 247V246H227ZM230 247V246H229ZM236 247L237 246H235V247H231L230 248V250H227V252H229V253H227V254H225V256L226 257H229V258H231V256L233 257V259H237V258H239L238 257V254H237V252L235 251L233 254H232V250L234 251L235 249H236ZM54 248V249H55ZM98 248V247H97ZM96 248V250H99V249H97ZM165 248V247H164ZM164 248H162V251H163V249ZM170 247H168V249H169ZM176 247H174V249H175ZM264 248V247H263ZM5 249V248H4ZM46 249V248H45ZM94 249V248H93ZM137 249V250H136ZM174 249L172 248L171 249V251L174 253V257H176L177 258V260H179V258L180 259H182L181 258V256L184 254H182V252H183V250H181L180 248H176L177 250L176 251H174ZM241 249V248H240ZM240 249H239V251H240ZM51 250V249H50ZM52 250H53V248H52ZM95 250V249H94ZM164 250H167L166 248L164 249ZM200 250V249H199ZM220 250V249H219ZM262 251H263V249H262ZM47 252V251H46ZM51 252V251H50ZM164 252V251H163ZM162 252V253H163ZM169 252H170V250H169ZM168 252V253H169ZM188 252V251H187ZM5 253V252H4ZM58 253H60V252H58ZM85 253V252H84ZM223 253V252H222ZM51 254V253H50ZM124 254V253H123ZM151 254V253H150ZM166 254V253H165ZM182 254V255H181ZM187 254V253H186ZM215 254H217V252H215ZM130 255V254H129ZM185 255V254H184ZM183 255V256H184ZM222 255V254H221ZM245 255V254H244ZM45 256V255H44ZM49 256V255H48ZM51 256H53V253H52V255ZM59 256H61V255H59ZM116 256V255H115ZM152 256H155V254H152L151 255V257ZM160 256V255H159ZM168 256V255H167ZM254 256V255H253ZM257 256V255H256ZM263 256V255H262ZM50 257V256H49ZM110 257V256H109ZM185 257V256H184ZM186 257H187V255H186ZM138 258V257H137ZM139 258V259H140ZM147 258V257H146ZM155 258V257H154ZM156 258L158 259V256H156ZM155 258V259H156ZM254 258H255V256H254ZM50 259H51V257H50ZM58 259V258H57ZM59 259H61V258H59ZM52 260H54V258L52 257ZM115 260V259H114ZM148 260V259H147ZM167 261V260H166ZM169 261V260H168ZM122 262V263H123ZM137 262H139L138 260L137 261H135V262H133V263H131V264H136ZM172 262V261H171ZM183 262V261H182ZM255 262H257L258 263V261L257 260H255ZM49 263H51V262H49ZM121 263V262H120ZM157 263V262H156ZM178 263V262H177ZM46 264H47V262H46ZM113 264V263H112ZM128 264V263H127ZM160 264H163V263H160ZM179 264V263H178ZM185 264H191L189 261H188V259L187 258H185Z\"/></svg>",
    "mask_w": 264,
    "mask_h": 264
}]
</instances>
